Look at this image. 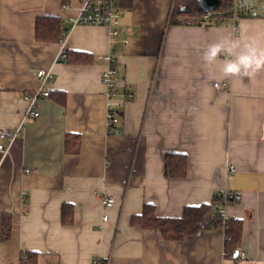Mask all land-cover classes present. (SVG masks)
I'll return each mask as SVG.
<instances>
[{
    "label": "crops",
    "instance_id": "crops-1",
    "mask_svg": "<svg viewBox=\"0 0 264 264\" xmlns=\"http://www.w3.org/2000/svg\"><path fill=\"white\" fill-rule=\"evenodd\" d=\"M80 1L0 0V128L19 133L0 139L8 148L0 150V264H21L27 252L37 264H236L220 228L175 240L138 223L146 204L180 217L227 190L239 198L226 213L243 220L241 264H264V71L224 77L202 59L209 44L242 32L264 44V11L171 23L174 0H132L114 34L74 24ZM42 15L63 20L64 40L36 39ZM66 49L83 53L67 62ZM111 52L115 133L102 81L101 56ZM39 90L50 94L33 102L40 115L27 117L26 94ZM104 194L115 200L108 210Z\"/></svg>",
    "mask_w": 264,
    "mask_h": 264
},
{
    "label": "trees",
    "instance_id": "trees-1",
    "mask_svg": "<svg viewBox=\"0 0 264 264\" xmlns=\"http://www.w3.org/2000/svg\"><path fill=\"white\" fill-rule=\"evenodd\" d=\"M121 6L129 7L132 0H120ZM186 4L183 10L180 6L179 9L174 8L171 13V23L182 22H215L220 23L232 13L233 0H221V3L215 10L211 18H204V12L201 10L197 0H176ZM175 5V4H174ZM69 31V27H64L63 20L56 15H42L36 19L35 34L36 39L42 42H57L64 40ZM83 52L70 51L68 49L63 53L65 61L72 62L76 60V55ZM80 60L79 58H77ZM181 165L182 171L186 170V163L184 160L177 162ZM177 164V165H178ZM238 195L235 202H238ZM219 197L215 198L212 204L202 203L196 206H186L180 217H163L156 214L153 205L146 204L143 213L138 217L140 225L145 228H154L161 231L166 239H183L185 236L194 235L203 229L220 228L225 233L224 252L228 258H234L235 252L241 247L243 238V220L229 219L224 222L220 217L217 209ZM217 202V203H216ZM69 209L65 211L68 213L70 219L64 220L66 223L72 222V216ZM9 224L5 223L2 235L3 240L9 238ZM21 264H37V253L27 252L23 253ZM235 259V258H234Z\"/></svg>",
    "mask_w": 264,
    "mask_h": 264
},
{
    "label": "built area",
    "instance_id": "built-area-1",
    "mask_svg": "<svg viewBox=\"0 0 264 264\" xmlns=\"http://www.w3.org/2000/svg\"><path fill=\"white\" fill-rule=\"evenodd\" d=\"M247 7L245 0H233L232 13L234 17H239L241 12ZM121 1L120 0H81L79 3L78 16L73 20L74 24H91V25H101L108 28H112V33L116 34L118 32L117 26L119 25L121 14ZM213 12H204V18H211ZM128 44V41H125ZM101 59L105 62L106 66L102 72V81L107 87V112H106V125L109 132L115 133V127L119 122V114L117 112L118 102L116 100L118 96V62L114 53H108L101 56ZM38 76L42 79H47L49 73L45 69H40L37 72ZM51 75V74H50ZM216 89L228 87L227 82H215ZM49 91H36L32 94H26V99L31 102V106L26 111L27 117H37L40 112L36 110L33 106V102L39 96H48ZM19 135L18 131H14L10 128H0V139H7L12 142ZM8 148L4 144H0V150L7 152ZM237 194L232 190H227L220 195L217 209L220 217L224 222H227L233 217H228L226 213V206L230 203H234ZM102 205L105 210L111 208L115 200L112 196L102 195L101 196ZM238 219V218H233ZM103 220H108V215L103 216ZM238 255L235 257L236 264H241L245 258V252L239 248L237 250Z\"/></svg>",
    "mask_w": 264,
    "mask_h": 264
},
{
    "label": "clouds",
    "instance_id": "clouds-1",
    "mask_svg": "<svg viewBox=\"0 0 264 264\" xmlns=\"http://www.w3.org/2000/svg\"><path fill=\"white\" fill-rule=\"evenodd\" d=\"M202 59L206 66L219 63L224 77L254 78L264 71V44L242 32L239 38L226 37L209 44Z\"/></svg>",
    "mask_w": 264,
    "mask_h": 264
},
{
    "label": "rangeland",
    "instance_id": "rangeland-1",
    "mask_svg": "<svg viewBox=\"0 0 264 264\" xmlns=\"http://www.w3.org/2000/svg\"><path fill=\"white\" fill-rule=\"evenodd\" d=\"M245 2L247 3V7H246L247 9H251V10L255 9L258 12L264 11V0H245ZM174 4H175L174 8L179 9L180 6L182 7L183 10L186 8V4L181 2L176 3V0H174Z\"/></svg>",
    "mask_w": 264,
    "mask_h": 264
},
{
    "label": "water",
    "instance_id": "water-1",
    "mask_svg": "<svg viewBox=\"0 0 264 264\" xmlns=\"http://www.w3.org/2000/svg\"><path fill=\"white\" fill-rule=\"evenodd\" d=\"M201 10L205 13L207 12H213L217 9L219 4L221 3V0H197ZM238 252H235L234 257H237Z\"/></svg>",
    "mask_w": 264,
    "mask_h": 264
}]
</instances>
